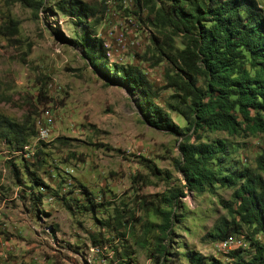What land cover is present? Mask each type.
<instances>
[{
  "label": "rangeland",
  "instance_id": "rangeland-1",
  "mask_svg": "<svg viewBox=\"0 0 264 264\" xmlns=\"http://www.w3.org/2000/svg\"><path fill=\"white\" fill-rule=\"evenodd\" d=\"M54 1L46 6L53 8ZM83 1L104 10L96 30L110 64L139 67L153 101L186 129L185 104L177 102L181 92L167 77L176 70L154 43L155 36H164L147 20V10L134 0ZM257 2L264 11V0ZM92 20L78 21L55 8L36 13L0 0V113L27 126L33 121L37 129L21 151L0 140V264H157L152 253L159 231L145 229L142 201L175 185L185 190V209L173 237L164 240L168 260L188 251L217 264L250 260L255 250L249 227L242 228L244 238L235 235L245 242L237 255V246L222 250L210 235L228 213L223 202L231 200V190L185 188L175 167L183 138L147 123L142 90L111 83L104 68L91 63L81 38ZM182 41L175 36L173 44L180 47ZM41 88L50 98L44 104L38 102ZM44 127L48 136L41 135ZM186 132L192 141L227 140L239 166L254 167L264 148V133ZM32 173L44 184L33 182ZM255 237L264 241L262 234Z\"/></svg>",
  "mask_w": 264,
  "mask_h": 264
},
{
  "label": "trees",
  "instance_id": "trees-1",
  "mask_svg": "<svg viewBox=\"0 0 264 264\" xmlns=\"http://www.w3.org/2000/svg\"><path fill=\"white\" fill-rule=\"evenodd\" d=\"M14 1L36 13L55 8L78 21L88 23V19H93L91 25L84 24L81 38L84 52L91 63L104 68L111 83L126 84L145 93L142 106L147 123L183 138L175 167L183 175L184 187L211 194H217L219 188L231 190V200L223 202L228 213L215 222L210 235L218 241L230 234L244 238L242 228L249 227L247 238L255 251L250 260L242 259L240 264H263L264 241L255 235L264 237V148L257 154L254 167L239 166L232 158L227 140L192 141L186 132L210 129L233 135L241 131L264 133V11L257 0H134L136 7L147 10V20L164 36V41L155 36L154 43L176 70L175 74L168 72L167 77L181 92L177 102L185 104L181 113L189 125L186 129L175 124L153 101L152 86L139 67L110 64L107 49L97 36L96 24L104 11L97 4L55 0L51 8L46 6L47 0ZM175 36L183 38L180 47L173 44ZM49 100L41 88L38 102L44 104ZM26 123L0 113V140L21 151L37 134L35 122L29 126ZM147 165L158 173L154 164ZM33 175V182L44 184ZM170 176L167 172L166 178ZM184 196V188L175 185L153 199L142 201L148 216L145 229L159 231L154 235L152 255L157 264H217V259L197 251L176 252V261L166 257L170 250L164 240L173 237L175 221H182ZM94 206L95 203L88 204L86 209ZM237 247L233 250L236 255L243 252V245Z\"/></svg>",
  "mask_w": 264,
  "mask_h": 264
},
{
  "label": "built area",
  "instance_id": "built-area-1",
  "mask_svg": "<svg viewBox=\"0 0 264 264\" xmlns=\"http://www.w3.org/2000/svg\"><path fill=\"white\" fill-rule=\"evenodd\" d=\"M49 133L50 132H49L48 128L44 127L41 130L42 136H48ZM218 245L220 246V248L222 250H230L235 246L244 245V242H243V239L237 238L235 235L230 234V235L226 236L225 238L219 240Z\"/></svg>",
  "mask_w": 264,
  "mask_h": 264
}]
</instances>
